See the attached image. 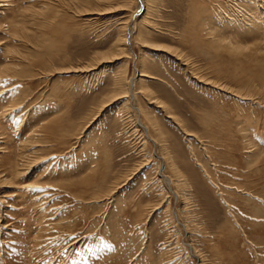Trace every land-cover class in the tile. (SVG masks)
I'll return each mask as SVG.
<instances>
[{
	"label": "rangeland",
	"instance_id": "rangeland-1",
	"mask_svg": "<svg viewBox=\"0 0 264 264\" xmlns=\"http://www.w3.org/2000/svg\"><path fill=\"white\" fill-rule=\"evenodd\" d=\"M136 2L0 0V264H264V0Z\"/></svg>",
	"mask_w": 264,
	"mask_h": 264
},
{
	"label": "bare ground",
	"instance_id": "bare-ground-1",
	"mask_svg": "<svg viewBox=\"0 0 264 264\" xmlns=\"http://www.w3.org/2000/svg\"><path fill=\"white\" fill-rule=\"evenodd\" d=\"M137 2H136V6H137V9H138V11L136 10L135 11V13L137 12V13H141L142 12V14H143V16L144 17H146L149 13H148V7H147V0H136ZM222 1V0H221ZM149 3H151V2H149ZM218 4V3H217ZM219 4H220V2H219ZM148 6H149V4H148ZM151 10V9H150ZM134 13V14H135ZM137 13H136V15H137ZM133 14V16H132V18H134V15ZM128 21V20H127ZM135 22V21H134ZM128 23H126V22H124L123 23V34H122V45H121V47H117V49H116V51L114 50V51H112V53L110 54V55H108V53L107 54H104L103 55V58L105 57V58H111L112 59V57L114 56H116V55H118V54H121V53H124L125 52V50H129V47H130V45H129V42H131V40H132V32H133V25H127ZM128 26V27H127ZM136 69V68H135ZM147 74L144 72V70H142V69H140V71H139V76H146ZM120 83V82H119ZM134 85V83H133V81H131V84H130V86L131 87H134L133 86ZM129 86V85H128ZM129 88V87H128ZM133 89V88H132ZM131 90V89H130ZM132 91V90H131ZM130 94V93H129ZM132 95V94H131ZM110 102V101H109ZM139 110V109H138ZM173 118V117H172ZM151 125H152V127L153 128H155L156 126H155V124L153 125L152 123H151ZM143 128L146 130L147 128L146 127H144L143 126ZM167 161L169 160V158L168 157H166L165 158ZM173 168V167H172ZM177 169V168H176ZM178 170V169H177ZM179 171V170H178ZM181 176V175H180ZM163 177V176H162ZM179 177V176H178ZM163 179V178H162ZM164 180L166 181V183H169V181H171V180H169V178H167V177H165L164 178Z\"/></svg>",
	"mask_w": 264,
	"mask_h": 264
}]
</instances>
